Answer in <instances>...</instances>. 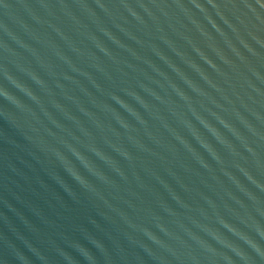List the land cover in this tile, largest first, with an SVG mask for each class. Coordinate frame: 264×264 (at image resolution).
Here are the masks:
<instances>
[{"label":"water","instance_id":"water-1","mask_svg":"<svg viewBox=\"0 0 264 264\" xmlns=\"http://www.w3.org/2000/svg\"><path fill=\"white\" fill-rule=\"evenodd\" d=\"M0 264H264V0H0Z\"/></svg>","mask_w":264,"mask_h":264}]
</instances>
